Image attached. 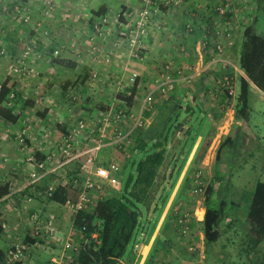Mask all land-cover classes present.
<instances>
[{
    "label": "crops",
    "instance_id": "1",
    "mask_svg": "<svg viewBox=\"0 0 264 264\" xmlns=\"http://www.w3.org/2000/svg\"><path fill=\"white\" fill-rule=\"evenodd\" d=\"M15 1L17 0H0V4L4 5L5 3L4 6L10 9ZM22 1L30 7L36 18L41 17L39 8L46 0ZM55 1L57 9L44 23L48 35L33 33L28 26L25 27L16 22L8 12L4 15L5 20L3 21L9 34L5 38V47L8 52L5 63L17 60L25 50L26 43L35 45L38 53L31 64L37 68L39 78L22 80L10 74L6 78L5 74V81L11 80L10 85H14L15 90L20 94V99L13 107L17 122L10 123L0 119V131L7 135L6 137L0 135V138L2 137L0 139V190L5 186L9 191L0 198V224L5 225V228L2 226L0 240L6 244V248L2 249L4 252L18 240L25 241V243H21L27 247L26 258L21 264H51L53 259L65 262L63 256L66 251L63 249V243L68 240V236L76 234L73 232L75 214L65 205L46 200L43 194L48 184L52 180L59 179L60 175L66 174L68 178L74 179L81 175L85 169L83 160L72 163L65 170H61L59 176L53 175L22 191L21 195L16 194V191L26 185L32 168L18 148L16 133L32 117H34L36 130H34V136L29 143L36 156L46 160L49 155H57L51 139L42 135L47 132L46 129L55 131V128L59 126L62 131L60 136H62L68 130L69 125L80 118H85L90 122L96 121L100 113L108 111L116 102L121 103V97L127 99L125 97L127 90L118 89L115 83L120 75L125 71H138L140 78L137 85L133 87L131 96L139 100L140 97L148 96L154 92L153 100L157 107L155 115H149L146 118L149 121L148 129L159 122V113L166 110L168 113L174 104H181V117L185 116L183 119L190 117V123L197 135L174 196L190 166H195L196 163L208 166L206 151L210 150L214 143L221 145L222 141L229 139L227 146L232 150V153L229 154L225 166L228 171V169L237 167L235 163V160L238 159L236 146L243 144L244 147H247L251 143L256 144L264 141L263 126L254 119L252 105H250L248 120L237 115L239 84H237L235 98L229 97L222 89L221 82L226 71L220 63L214 60V56L210 52L213 43H209L210 46L208 45L206 49L203 47L204 36H206L203 35V32L207 28L214 27V20L208 12L213 11V7L217 6L220 0H180V5L175 10L169 12L163 10L158 21L164 24V29L162 32H155L156 35L152 37L143 39L141 60L133 59L130 51L119 39L121 31L124 29L123 26L128 23L130 13L142 7L141 0ZM239 4L238 0L234 10L227 17L235 30V42L233 40V45L228 46V43L224 41L226 56L233 55L238 64L244 30L249 25L255 29L259 17L264 13V5H259L253 8L254 15H247L246 9L243 10ZM102 15H107L111 19V26L108 27L110 34L105 41L101 42L99 53L93 56L89 52L91 45L89 39L96 19ZM188 25L193 28L190 33L187 32ZM55 51L59 52L57 57L53 56ZM108 57L111 59L110 63L106 62ZM169 62H173L176 66L193 65L198 70L201 68L202 73L195 76L191 85L180 83L173 92L163 94L156 90L154 81ZM93 71L99 72L102 78L101 82L91 87L89 79ZM240 75H244L242 71ZM0 82L4 81L0 80ZM73 97H76L77 100L74 101ZM252 98L256 101L260 100L264 104V93L256 87H254ZM187 107L192 108L189 115L184 112ZM207 128L212 129L210 136L205 135ZM210 139H212V143L206 149ZM104 150L109 151V157L107 160L100 161L101 153ZM128 150L129 148L123 150L127 157H129ZM102 151L98 157V164L108 165L114 162L121 167L126 166L125 163H120L118 160V149L109 147ZM222 154L223 152L220 154L221 161ZM211 156L214 163L218 153ZM55 163L56 161L46 162L45 166L47 168L54 167ZM261 163L264 166L262 161ZM255 167L257 168V166ZM242 169L241 167V171L245 170V168ZM240 174L241 172L237 173L238 176ZM215 178L218 180L217 187L220 190L222 184L218 177ZM231 186L234 185L230 184L228 191ZM217 187L215 186L214 190ZM240 191L244 195L241 205L249 207L254 190L248 198H245L246 189ZM68 192L70 198L76 196L72 190H68ZM27 195L33 197L31 203L22 200ZM228 208L232 209L233 207L228 204ZM58 209L63 212L58 213ZM231 209L227 212L228 219L225 217L220 226L221 231L227 224V228L224 230H227L226 235L222 234L223 231L220 232V240L223 238L225 241L220 246L215 243L206 247L203 232L206 208H196L194 216L197 219L192 221L191 236L196 235L199 242L196 243L198 247L194 248V253L190 252L188 248V243L192 241L191 238L188 240L186 234L180 231L176 226V220L165 219L169 208L161 219H142L137 242L128 251L124 263L264 264V238L258 246L254 247L252 244L254 237L250 234L252 227L238 219V209ZM35 212L45 217H54L58 229L56 240L47 242L48 246L44 248H37L42 242L39 240L36 243H26L29 238L35 239L30 225V216ZM199 212H203L201 217L198 216ZM68 225H70L71 232L66 236V226ZM60 248L63 251L59 258ZM38 254L42 256L50 254V260L40 261V257H36ZM253 254L255 258L252 257ZM72 262L70 264H73Z\"/></svg>",
    "mask_w": 264,
    "mask_h": 264
},
{
    "label": "built area",
    "instance_id": "2",
    "mask_svg": "<svg viewBox=\"0 0 264 264\" xmlns=\"http://www.w3.org/2000/svg\"><path fill=\"white\" fill-rule=\"evenodd\" d=\"M142 7L129 15V20L124 29L119 35V39L131 53V57L135 60L142 59L143 39L156 35L155 32H162L164 24L158 21V17L163 10L172 11L179 7L180 0H141ZM232 0H220L219 4L214 8L216 20L214 27L209 28L210 35L205 36L203 47L206 49L208 45L213 43L210 51L214 60L222 65L226 74L222 79V89L231 98H235L237 94V75L241 74L240 68H237L234 63L226 56V47L224 41L229 45H233L232 27L230 21L226 18L232 11ZM10 15L19 23H23L31 28L35 34L48 35V31L44 28V23L49 19L57 9L55 0H46L40 9L41 17L38 20L33 19V13L30 7L22 0H17L10 7ZM46 19V20H45ZM111 19L107 15L98 17L94 23L93 31L90 36L91 55H97L100 51L102 41H105L110 32L108 27L111 26ZM191 25L187 26V32H192ZM210 43V44H209ZM6 50L3 46V41L0 38V56L6 55ZM59 55L58 51L53 53L54 57ZM38 56L37 49L34 45H28L21 57L9 65L8 72L13 77H18L22 80H29L33 77H38L37 68L31 64V61ZM107 63L111 62L108 57ZM234 69V71H232ZM202 70L197 69L193 65L176 66L173 62H169L161 70V73L155 79L156 90L163 94L173 92L177 84L183 83L189 85L195 79V76L200 75ZM244 74V73H243ZM244 76V75H243ZM101 74L93 71L89 85L95 86L101 82ZM140 75L138 71H125L120 75V78L115 81L118 89L126 90L137 85ZM3 83L0 82V92ZM153 94H149L138 116L131 114L125 107V102L122 100L116 102L106 112L100 113L98 119L90 122L85 118H80L74 123L72 122L66 133L57 139L52 136H47L53 142L56 154L49 155L45 161L40 162L33 152L29 141L34 136V127L32 123L26 121L22 129L16 133V143L19 150L24 155L25 161L32 166L30 177L26 185L16 191V194L21 195L22 191L37 185L43 180L58 175L61 170L78 161H84L85 169L82 174L70 179L66 174L58 175L59 179L52 180L44 191V198L51 200L58 188H65L75 192L74 198H69L65 206L75 215L81 211H91L94 206L102 198V195L107 191V187L113 182V173L115 166L118 164L103 165L98 164L100 152L109 147H114L119 150H126L133 146L134 134L136 131L147 128L149 121L144 117L145 112H150L153 109ZM16 98L15 94L11 95V99ZM73 100H77L73 97ZM132 123V125H129ZM56 161L57 165L47 168L46 162ZM206 189L203 185L201 174L196 177V187L194 193L197 196H204ZM26 203H31L33 197L25 196ZM193 216L190 212L180 215L176 219V226L187 235V229ZM30 225L35 239L42 242L55 241L58 236V229L55 224L54 217H45L38 212L31 214ZM5 228V225H2ZM64 250L74 252L79 246L69 240L64 241ZM27 247L24 243H14L6 251V262L0 264H19L26 258ZM71 258V256H69ZM51 264H64L63 261L53 259Z\"/></svg>",
    "mask_w": 264,
    "mask_h": 264
},
{
    "label": "trees",
    "instance_id": "3",
    "mask_svg": "<svg viewBox=\"0 0 264 264\" xmlns=\"http://www.w3.org/2000/svg\"><path fill=\"white\" fill-rule=\"evenodd\" d=\"M243 38L239 68L244 76L239 75L238 79L240 91L236 112L239 117L248 120L254 87L264 93V36L249 25L244 30ZM10 82L9 79L4 81L0 92V118L15 123L17 117L14 115L13 107L20 99V94L15 90L14 85H10ZM12 94L16 95L14 100L11 99ZM133 99L134 97L131 96L129 101L132 102ZM180 105L174 104L168 113L167 110L159 113V122L150 129L135 132L129 157L123 150L118 149V160L126 164L124 169L127 173L119 177L116 190L103 194L91 211H81L74 216L73 229L81 237L80 246L75 253L76 264H125L129 245L134 242V247L137 242L143 210L148 212L154 205L158 187L163 183V181L159 182L160 170L166 163L169 146L176 131L187 137L185 141L187 147L196 142L190 117L184 118L182 122L179 121L182 116ZM172 109H174L173 113H171ZM184 110L189 115L192 108L187 107ZM185 127H188L187 131ZM0 135L7 136L1 131ZM228 142L229 139L220 145L218 161ZM37 158L40 162L45 161V158L39 156ZM172 176L173 172L169 177ZM115 177L113 176L112 179ZM7 193H9L8 188L2 187L0 198ZM241 193L243 195V192ZM212 194L213 187H209L203 220L204 239L207 246L220 240V226L228 207L226 201L221 202L218 207L211 206ZM168 196L167 194V197L163 199V205L166 204ZM69 198L67 189L58 188L50 201L65 205ZM230 206L238 209L240 221L252 227L250 232L254 237L252 244L254 247L258 246L264 238V182H257L249 207L236 202H232ZM157 208L155 205L154 212H157ZM2 231V224H0V236ZM36 242L37 239L29 238L26 243ZM6 260V252L0 249V262H6Z\"/></svg>",
    "mask_w": 264,
    "mask_h": 264
},
{
    "label": "rangeland",
    "instance_id": "4",
    "mask_svg": "<svg viewBox=\"0 0 264 264\" xmlns=\"http://www.w3.org/2000/svg\"><path fill=\"white\" fill-rule=\"evenodd\" d=\"M237 1L232 0V6H231L232 11L234 10V7H235ZM239 3H240L239 6L243 10L246 9L247 15H251V14L254 15L253 8H256L259 5H261V6L264 5V1H262V0H239ZM4 5H5V3H4ZM4 5L0 4V12H1L0 13V38L2 39L3 46L7 52V49L5 47V38H7L9 36V34H8V30L5 28V24L3 21L5 20L4 15L7 14L6 12H8V14L10 15L11 9H8V7H5ZM215 7L216 6H214L213 8H215ZM5 9H7V10H5ZM248 11H250V12H248ZM251 11H252V13H251ZM208 14L209 15L211 14L210 17L213 18V20L215 22L217 17H216V14L214 12V9H213V11H209ZM33 19L38 20L40 18L39 17L36 18L35 15H33ZM251 23H252V20H251ZM19 24L24 25L23 23H19ZM24 26L26 27L27 25H24ZM30 30H31V28H30ZM208 30L209 29L207 28V30L205 32H203V35H206V36L210 35L211 32L209 33ZM255 30H256V32H258L259 34L264 36V13L259 17V22H258V24H256ZM231 33H232V38L235 42V39H234L235 38V30H233V28H232ZM233 40H232V42H233ZM27 44L28 43H26V45H25L26 47L28 45H31V44H28V45ZM228 46H229V44H228ZM26 47H24V48L26 49ZM7 56H8V52L6 53L5 56H0V80H2V81H5V74H6V78L8 77L9 65L12 63H15L21 57L20 56L17 60L11 61L10 63H5V59ZM228 57L234 63V65L237 68H239V64L235 61V57L233 55H230ZM232 71H234V69H232ZM36 78H39V76ZM238 79H239V75H237V77H236L237 84H239ZM191 84H189V85H191ZM178 85L179 84H177V86ZM126 90L127 91L125 92V95H126L125 97H127V99L129 100V98L132 95L133 88H129ZM146 97L147 96H143L142 98L140 97L139 100H136L134 98L132 102L128 101L126 98H122V97H121V100L123 102H125L124 103L125 107L131 114L138 116L142 107H143V104L145 102ZM251 103H252L251 104L252 107L254 108L253 117L257 122H260V124L263 126L262 132L264 133V104L262 101H260V100L256 101L253 98L251 100ZM152 105H153L152 107H154V109H152V111H150V112H145V114H144L145 118H147L149 115H151V116L155 115V111L157 110V107L154 103V100H153ZM183 117H185V116H183ZM183 117H181V119L179 120L180 122L183 121ZM1 121H4V120L1 119ZM27 121L29 123H32L34 130H36L34 117H32L30 120H27ZM57 125H60V124H57ZM129 125H132V123H129ZM58 127L55 128V131H52V130L49 131V129L48 130L46 129L45 131H47L46 132L47 134L43 133L42 135H45V136L50 135V136H52V138L55 137V140L57 141L58 137H60V133H62L60 127L59 128ZM188 127H185V131L188 130ZM148 128H149V126L147 128L142 129L141 131H144V130L146 131ZM209 129L210 128L206 129V132H205L206 136L211 135L212 129H210V130ZM196 138H197V135H196ZM186 139H187V137L183 136L181 134V132L176 131V134L172 138L171 144L169 146V154L167 155V161L160 170L159 182L163 181V183L160 184L158 187V192L156 195L154 205L150 208V210H148V212L143 210L144 213H143L142 219H161V217L164 215V213L167 211L168 208H169V210H168V213L166 214L165 219H175L176 220L180 215H183L184 213H188V212H190L191 215L193 216V219H195L196 216H194V215H196V212H195L196 208H206V197H207V190L209 187H213V194L211 197V206L218 207L220 205V203L223 201H226L229 205L232 202H236V203L240 204L242 201V198L244 196V195H242V193L240 191L241 189H246L245 198H248L249 196H251V193H253V190L255 189L257 182H259V181L264 182V166H262V163H261V161L264 163V141L261 143H256V144L251 143L247 147H244L243 144H241L240 146H236L235 150H237L236 153L238 154V159L235 160V163H236L237 167L228 169V171H227V168L225 166L227 165V158L229 157V154L232 153V150H230L228 148V146L225 147L222 151L223 152L222 161H221V159L218 161L217 156H216V161L214 160V163H213L211 155H217L218 149L220 147V144L217 145L214 143L213 146L210 148V150H208L209 152L206 151V154L208 155L207 156L208 166H205V165L203 166L202 164H198V163H196L197 165H195V166L194 165L190 166L187 170L186 176L184 177V180H183L178 192L174 196V194L177 190V185L179 183V179H180L181 174H182V172L185 168V165L187 163V159L193 150V147H194L193 145H195V144L191 143L190 146L187 147V144L185 143ZM188 139H189V137H188ZM133 142H134V139H133ZM223 142L224 141H222L221 144ZM179 143H180V145H179ZM211 143H212V139L209 140L206 149L208 148V146H210ZM132 148H133V146H130L129 150L127 151L129 156L131 155ZM101 154L102 155H101L100 161H104V160L108 159L109 151L104 150V151H102ZM211 163H213L216 166H214ZM110 164H115V163L114 162L109 163L108 165H110ZM218 165H220V166H218ZM255 166H257V168ZM241 167L243 169L245 168V170L241 171L240 170ZM172 172H173V176L169 177ZM239 172H241V174L238 176L237 173H239ZM126 173H127V171L124 169L123 166L122 167L120 165L115 166V171L113 173V176H116V177L113 179V182L110 184V186L107 187V191L105 193H108L109 191H112V190H116V188L118 186L117 181H118L119 177L121 175L126 174ZM198 174H201V179H202L203 185L206 189L204 196H197L194 193V189L196 187V177ZM215 177H218V179L220 180V184H222V186H220V190L218 189L219 187H217L219 185V183ZM164 181H165V183H164ZM230 184H232L238 188L231 186V188L232 187L233 188L228 191L227 189H228V186ZM215 186L217 187L216 190H214ZM239 188H241V189L239 190ZM167 194L169 195L168 200H167L166 204L163 205V199L165 197H167ZM155 205H156V207H158L157 212H154ZM230 209L231 208H228L227 212ZM60 212H63V210L61 211L58 209V213H60ZM227 212H226V216H225L226 219H228V213ZM202 214H203V212H199L198 216L201 217ZM226 222H227V220H226ZM192 223L193 222H191V224L189 225V227L187 229V235H186L187 237L186 238H188V240H189V238H191L192 241L188 243V248L190 249L189 250L190 252L194 253V248L198 247L197 246L198 244H196V243L199 242V238H197L196 235L191 236V233L193 231ZM69 226L70 225L66 226V232H65L66 236H68V234L71 232L69 229ZM225 226L226 227L225 228L223 227L221 230V231H223V233H222L223 235H226V233H227L226 232L227 230L224 231L227 228V224H225ZM73 232L76 233L74 230H73ZM68 240L70 242H72L73 244H75L76 247L80 246L81 237L77 233L71 237L68 236ZM224 241L225 240H223V238H222V240H219L217 242L218 246H220ZM18 242H20V243L24 242L25 243V241H22V240H18ZM48 243L47 242H41V243H39V246H37V248H39V247L44 248V247L48 246ZM133 245H134V242H132L129 245V250L132 249ZM206 247H209V246L206 245ZM5 248H6L5 242L0 240V249H5ZM63 249H61V248L59 249L61 251L60 254L58 255L59 258L62 256ZM74 255H75L74 252H72V251L68 252L67 251L65 253V255L63 256L65 259L64 264H70L72 261H73L72 262L73 264H76ZM69 256H71V258H69ZM36 257H40L39 258L40 261L50 260V254H46L44 256L38 254ZM252 257L255 258V255L253 254Z\"/></svg>",
    "mask_w": 264,
    "mask_h": 264
}]
</instances>
